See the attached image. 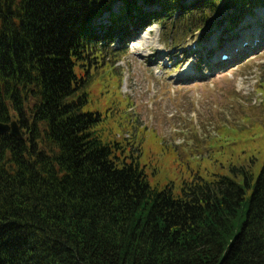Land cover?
I'll use <instances>...</instances> for the list:
<instances>
[{
    "label": "trees",
    "instance_id": "1",
    "mask_svg": "<svg viewBox=\"0 0 264 264\" xmlns=\"http://www.w3.org/2000/svg\"><path fill=\"white\" fill-rule=\"evenodd\" d=\"M251 1L264 5L0 0V121L17 120L24 134L0 136V264H264V165L255 182L242 168L244 182L215 175L179 193L159 188L117 151L119 137L95 130L100 111L85 108L95 58L130 21L200 30ZM106 13L111 23L98 24ZM242 15L227 16L228 27Z\"/></svg>",
    "mask_w": 264,
    "mask_h": 264
},
{
    "label": "rangeland",
    "instance_id": "2",
    "mask_svg": "<svg viewBox=\"0 0 264 264\" xmlns=\"http://www.w3.org/2000/svg\"><path fill=\"white\" fill-rule=\"evenodd\" d=\"M248 4L223 11L200 30L181 19L166 27L130 21L95 58L98 72L85 108L100 111L95 130L104 139L119 137L123 148L117 151L137 160L152 185L172 184L179 193L186 182L215 175L244 182L242 168L252 171L254 182L261 173L264 5ZM234 13L242 18L228 27L226 18ZM110 23V13L98 21ZM243 37L242 46L250 45L234 46L233 57L225 48ZM213 43L218 52L210 49ZM246 189L248 199L253 187Z\"/></svg>",
    "mask_w": 264,
    "mask_h": 264
},
{
    "label": "water",
    "instance_id": "3",
    "mask_svg": "<svg viewBox=\"0 0 264 264\" xmlns=\"http://www.w3.org/2000/svg\"><path fill=\"white\" fill-rule=\"evenodd\" d=\"M6 133H10V135L18 139H24L22 128L17 120H11L10 122L0 121V136Z\"/></svg>",
    "mask_w": 264,
    "mask_h": 264
},
{
    "label": "bare ground",
    "instance_id": "4",
    "mask_svg": "<svg viewBox=\"0 0 264 264\" xmlns=\"http://www.w3.org/2000/svg\"><path fill=\"white\" fill-rule=\"evenodd\" d=\"M244 38V37H243ZM240 40H246V38H244V39H239V40H235V41H233V42H231V43H229L228 45L229 46H227L226 48H225V50L226 51H228V52H232L233 53V57H234V55H235V49H234V46H238V45H241V48H245L246 49V47H248V45H250V44H247V45H243L242 46V44H243V42H240ZM216 43H213V46L211 45V47H210V49L212 50V51H216V52H218L219 50H216V46L217 45H215ZM248 50V49H247ZM238 59V58H237ZM215 62H218V58H217V56L215 57ZM184 74V73H183ZM182 76H184V75H182Z\"/></svg>",
    "mask_w": 264,
    "mask_h": 264
}]
</instances>
